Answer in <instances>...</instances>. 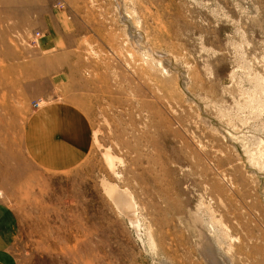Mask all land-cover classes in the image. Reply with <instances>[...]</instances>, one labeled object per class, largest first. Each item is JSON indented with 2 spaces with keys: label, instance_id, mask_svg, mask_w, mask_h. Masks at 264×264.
<instances>
[{
  "label": "rangeland",
  "instance_id": "rangeland-1",
  "mask_svg": "<svg viewBox=\"0 0 264 264\" xmlns=\"http://www.w3.org/2000/svg\"><path fill=\"white\" fill-rule=\"evenodd\" d=\"M0 203V264H264V0H0Z\"/></svg>",
  "mask_w": 264,
  "mask_h": 264
},
{
  "label": "crops",
  "instance_id": "crops-1",
  "mask_svg": "<svg viewBox=\"0 0 264 264\" xmlns=\"http://www.w3.org/2000/svg\"><path fill=\"white\" fill-rule=\"evenodd\" d=\"M26 123L28 124V121H26ZM28 129L30 130L26 132L27 128H24L23 133L24 136L26 137L25 140L27 142V145L28 147H30L29 149L38 150V152L41 151L42 156L39 155V158L44 160L45 158L44 151L46 148H50V145L52 143V138L45 133L42 119L38 118L34 120V122L31 123V126L30 125L28 126ZM69 148H71V146ZM32 157H33V153H32ZM39 162L45 164L44 161L42 162L39 161ZM9 214L10 213L4 209L3 204L0 203V260L2 258L1 257L2 255H6L8 253V245L5 239L7 235V230L8 228H10V226L8 227L6 226V217L9 218L10 217Z\"/></svg>",
  "mask_w": 264,
  "mask_h": 264
},
{
  "label": "bare ground",
  "instance_id": "bare-ground-1",
  "mask_svg": "<svg viewBox=\"0 0 264 264\" xmlns=\"http://www.w3.org/2000/svg\"><path fill=\"white\" fill-rule=\"evenodd\" d=\"M165 58V57H164ZM153 59V58H152ZM155 62V61H154ZM161 64V63H160ZM158 66H159V64H158ZM165 66V65H164ZM164 71V70H163ZM108 163H110L111 164V161H110V158L108 157ZM208 220V219H207ZM132 227L136 230V231H138V229H139V224L137 223V222H132ZM209 226V225H208ZM215 229V228H214ZM139 231H140V229H139ZM213 232V231H212ZM139 234V233H138ZM141 234V233H140ZM145 234H146V232H145ZM148 234H149V232H148ZM144 235V234H143ZM215 236H216V234H214ZM150 236V235H149ZM149 236H147V237H149ZM138 237H140V236H138ZM218 237V236H217ZM152 239V238H151ZM226 239V238H225ZM212 241H214V240H212ZM147 242H148V239H147ZM150 242H151V240H150ZM224 242V241H223ZM213 243H215V242H213ZM143 244H145V243H143ZM147 244V243H146ZM152 244V243H151ZM217 244V243H216ZM215 244V245H216ZM218 245V244H217ZM146 246V245H145ZM218 247L220 248V246L218 245ZM218 248H217V246H216V250H217ZM219 251H220V249H219ZM214 253V252H213ZM214 254H216L217 255V258L219 257L221 260H223V263L224 264H230V260L228 259V258H225L224 256H223V253H214ZM210 255V254H209ZM214 257L216 258V256L214 255ZM218 258V259H219Z\"/></svg>",
  "mask_w": 264,
  "mask_h": 264
}]
</instances>
